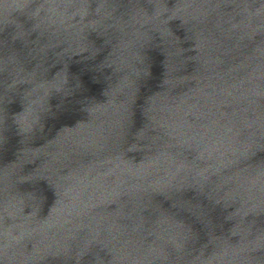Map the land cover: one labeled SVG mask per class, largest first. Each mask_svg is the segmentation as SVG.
I'll return each mask as SVG.
<instances>
[{"label": "water", "instance_id": "1", "mask_svg": "<svg viewBox=\"0 0 264 264\" xmlns=\"http://www.w3.org/2000/svg\"><path fill=\"white\" fill-rule=\"evenodd\" d=\"M0 264H264V0H0Z\"/></svg>", "mask_w": 264, "mask_h": 264}]
</instances>
